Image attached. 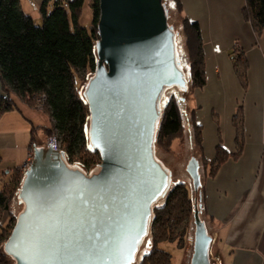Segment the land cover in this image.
Returning a JSON list of instances; mask_svg holds the SVG:
<instances>
[{
    "label": "water",
    "instance_id": "1",
    "mask_svg": "<svg viewBox=\"0 0 264 264\" xmlns=\"http://www.w3.org/2000/svg\"><path fill=\"white\" fill-rule=\"evenodd\" d=\"M163 2L99 0L97 67L82 94L99 167L87 175L67 165L59 149L33 144L17 190L22 209L2 245L14 264L134 262L149 233L152 206L169 190V171L153 149L161 94L172 87L187 90ZM188 162L196 195L188 264H215L200 216L199 161L191 156Z\"/></svg>",
    "mask_w": 264,
    "mask_h": 264
},
{
    "label": "trees",
    "instance_id": "2",
    "mask_svg": "<svg viewBox=\"0 0 264 264\" xmlns=\"http://www.w3.org/2000/svg\"><path fill=\"white\" fill-rule=\"evenodd\" d=\"M42 1L39 8L41 20L40 23H35L30 15L22 11L19 0H0V113L14 107L9 95L11 92L31 106L41 103L44 110L49 112L52 123L50 128L44 129L46 136L57 134L59 150L66 164L90 175L99 167L101 159L89 143L90 112L75 83L77 76L89 80L97 67L95 42L99 37V0H91L93 16L87 27L82 26L79 21L85 0H52L50 11L47 6L51 0ZM173 2L181 13L180 0ZM244 3L241 9L244 20L252 25L257 34L263 33L264 0H244ZM163 4L165 6L164 2ZM180 28L181 33L173 28L174 40L177 51V36L181 34L184 39L183 49L190 72L187 89L190 86L202 87L205 85V72L200 27L197 21H191L184 16ZM232 59L238 81L245 89L248 85L247 59L243 51L237 48L232 52ZM183 119L182 106L173 95L161 109L155 127L154 144H169L173 138L178 137L183 130ZM189 119L191 128L194 129L193 135L191 134L194 146L201 150L200 126L192 114H189ZM232 122L236 131L237 150L229 154L220 144L216 145L213 160L206 162L204 159L201 162L211 176L229 156L235 158L242 151L244 137L241 107L235 112ZM22 178L19 169H15L9 182L0 188V217L3 211L9 210L12 199L17 198ZM201 190L202 185L200 204ZM194 198L191 199L188 195L185 184L178 182L169 188L163 202L152 206L149 227L153 244L139 264H172L169 253L157 248V244L161 240L182 239L185 226L193 215ZM201 213L202 206L200 216ZM15 220L14 217L10 218L7 224L9 228H13ZM179 226H182V231L177 232ZM6 228L7 226L1 227L0 243L9 235H6ZM0 264H11V258L1 249Z\"/></svg>",
    "mask_w": 264,
    "mask_h": 264
},
{
    "label": "crops",
    "instance_id": "3",
    "mask_svg": "<svg viewBox=\"0 0 264 264\" xmlns=\"http://www.w3.org/2000/svg\"><path fill=\"white\" fill-rule=\"evenodd\" d=\"M19 2L25 14L40 22L42 0ZM180 4L182 16L198 22L202 38L205 85L191 89L186 107L187 115L192 114L200 126L201 150L194 146L189 127L192 156L200 166L204 159L213 160L218 144L229 154L236 152L232 121L239 107L243 115L241 153L229 156L212 176L202 169V216L213 227L211 238L218 239L215 264H264V33L257 34L244 20V0H180ZM52 6L51 0L47 10ZM235 48L247 59L245 89L233 69ZM9 95L14 107L0 113L2 186L23 167L31 141L37 145L44 141V129L52 126L49 112L13 92Z\"/></svg>",
    "mask_w": 264,
    "mask_h": 264
},
{
    "label": "rangeland",
    "instance_id": "4",
    "mask_svg": "<svg viewBox=\"0 0 264 264\" xmlns=\"http://www.w3.org/2000/svg\"><path fill=\"white\" fill-rule=\"evenodd\" d=\"M165 1V6L167 7V18H168V23L175 28L178 32L181 30V21H182V12L179 13L178 8L176 4L173 2V0H163ZM91 0H85L83 7H82V12L79 17V21L82 26H89L91 24L92 16H93V10L91 9L90 6ZM40 23V22H38ZM181 33V31H180ZM264 33V32H263ZM261 33V34H263ZM177 40V51H178V59L179 62H181V70L185 75L186 81H188L190 72H189V63L187 59L185 58V50L183 49V41L184 39L182 38L181 34H179L176 38ZM87 80L82 79L81 77H76V83L75 87L78 89V92L82 95L83 91L85 90V86L87 84ZM191 89H197V88H190L187 89V91H180L177 87H172V88H166L165 91L161 94V99L159 102V105L161 109H163L164 104L166 103L167 99L170 98L171 96H176L178 99V102H180V106H182V117L183 119V130L181 131L180 135L176 138H173L171 143L168 144H161V143H155L154 144V156L156 160H158L162 165L169 171L170 174V180H169V188H172L176 183L182 182L185 184L188 195L190 198H194L195 195V190L194 186L192 184V178L190 177L189 173L186 171V167L188 165V161L190 160L191 156L194 154V146L192 143V139H190V126H191V121L189 119V113L187 115V104L189 100V92ZM179 97L184 98L180 100ZM41 104V103H39ZM42 107V105H41ZM39 109V108H37ZM44 107H42L39 110H43ZM190 124V125H189ZM194 129L191 128V133L193 135ZM46 136V135H45ZM52 137H56L57 139V134L52 133ZM49 136V137H51ZM48 136L45 137L44 141L42 142H37L39 143L38 146H47V139L49 138ZM58 142V139H57ZM59 144V142H58ZM192 150V151H191ZM203 166L201 164L199 168V172L201 174V182L202 178L204 176V171ZM25 165L23 164V167L18 168L19 172L23 175ZM0 183V187H1ZM200 195V194H199ZM201 196V195H200ZM164 196L159 197V199L155 202L156 204H160L163 202ZM9 210L8 211H3L0 217V233H1V227L7 226L5 229L6 235L10 233L11 228L7 225L10 221L11 217L16 218L17 213L22 209V205L18 202L17 198L14 197L12 201L10 202ZM203 221L205 222V228H207V232L212 235V225L211 223L206 219V217L202 216ZM149 233L140 241V244L138 246L137 251L135 252V259L132 264H139L142 260V257L144 256L145 252L150 250L152 246V241H151V230L149 227ZM182 231V226L177 227V232ZM193 217L189 220L188 224L185 226V233L182 237V239L175 238L173 240H161L157 244V248L160 250H164L165 252H168L170 257H171V263L172 264H188L189 258L192 253V245H193ZM217 238H213L210 246H209V258L210 261L216 263L217 259L213 257L217 253L218 250H216V243H217ZM5 241V240H4ZM3 242L0 243V249L2 250L3 248ZM216 260V261H215ZM11 264H14V261L11 259Z\"/></svg>",
    "mask_w": 264,
    "mask_h": 264
},
{
    "label": "built area",
    "instance_id": "5",
    "mask_svg": "<svg viewBox=\"0 0 264 264\" xmlns=\"http://www.w3.org/2000/svg\"><path fill=\"white\" fill-rule=\"evenodd\" d=\"M37 108H39V109H41L42 107H41V104H38L37 106H36ZM33 144H34V146L36 147V142L34 141V142H31L30 144H29V149H28V155H27V159H26V161H25V163H24V165H25V168L31 163V161H32V155H33V151H34V146H33ZM46 145H51L55 150L56 149H59L60 148V145L58 144V142H57V139H56V137H49L48 139H47V143H46ZM24 168V169H25Z\"/></svg>",
    "mask_w": 264,
    "mask_h": 264
},
{
    "label": "snow or ice",
    "instance_id": "6",
    "mask_svg": "<svg viewBox=\"0 0 264 264\" xmlns=\"http://www.w3.org/2000/svg\"><path fill=\"white\" fill-rule=\"evenodd\" d=\"M41 249H42V245L39 241H37L36 244L34 245V250H35L36 256L39 255ZM36 256H34L33 259H35ZM123 259L126 261V264H131L129 257H123Z\"/></svg>",
    "mask_w": 264,
    "mask_h": 264
},
{
    "label": "flooded vegetation",
    "instance_id": "7",
    "mask_svg": "<svg viewBox=\"0 0 264 264\" xmlns=\"http://www.w3.org/2000/svg\"><path fill=\"white\" fill-rule=\"evenodd\" d=\"M202 165H204V164H202ZM204 168V167H203Z\"/></svg>",
    "mask_w": 264,
    "mask_h": 264
},
{
    "label": "bare ground",
    "instance_id": "8",
    "mask_svg": "<svg viewBox=\"0 0 264 264\" xmlns=\"http://www.w3.org/2000/svg\"><path fill=\"white\" fill-rule=\"evenodd\" d=\"M37 146V145H36ZM33 159V158H32Z\"/></svg>",
    "mask_w": 264,
    "mask_h": 264
}]
</instances>
